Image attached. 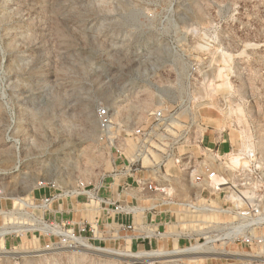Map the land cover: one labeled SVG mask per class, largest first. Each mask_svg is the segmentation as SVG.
Returning a JSON list of instances; mask_svg holds the SVG:
<instances>
[{
    "label": "rangeland",
    "instance_id": "obj_1",
    "mask_svg": "<svg viewBox=\"0 0 264 264\" xmlns=\"http://www.w3.org/2000/svg\"><path fill=\"white\" fill-rule=\"evenodd\" d=\"M250 149L259 220L203 172L232 179ZM109 173L121 201L93 209L78 192ZM136 208L132 248L116 213ZM0 264H264V0H0Z\"/></svg>",
    "mask_w": 264,
    "mask_h": 264
},
{
    "label": "built area",
    "instance_id": "obj_2",
    "mask_svg": "<svg viewBox=\"0 0 264 264\" xmlns=\"http://www.w3.org/2000/svg\"><path fill=\"white\" fill-rule=\"evenodd\" d=\"M151 115L153 119L152 123H155L154 127L161 126L166 121V116L164 115L163 110L153 111ZM97 116L102 131L107 135L113 133L114 122H113V114L110 108L107 106L99 107L97 109ZM134 134L136 135V137H140V139H142V137L145 136V132L142 128H136L134 130ZM118 151L120 152V150ZM139 153H143V151L139 150L138 156H140ZM240 154L250 159V165L246 167L242 166L236 169L235 175L232 177V179L227 180L225 178L226 184L232 185V187L235 189L234 191L239 201L247 200L250 203L238 211V214L241 218H251L257 220L263 219L262 205L259 203H255L256 198L253 197L252 195L248 196L247 194H245V191H249V190L252 191L253 188H255L256 182L259 180V177L263 173V169H259V165L256 160V152L252 150H247ZM181 159L182 158L180 159L177 158L176 161L180 162ZM203 169H204L203 172L205 174V180H207L208 183H210L218 175L216 168H213L209 165H205ZM149 188H152L151 184H149ZM83 190L86 191V188L84 187ZM78 194H83V193L81 191V193ZM48 201H50V199L45 198V202H46L45 205H47ZM67 224H69V222L64 219H62L60 225H57L55 220H51L49 222L50 226L59 228L57 232L59 236L63 238L64 241L75 240L74 238H76L77 234L74 231L66 230L65 227L67 226ZM80 230L84 232L86 230V227L84 226L80 227Z\"/></svg>",
    "mask_w": 264,
    "mask_h": 264
},
{
    "label": "crops",
    "instance_id": "obj_3",
    "mask_svg": "<svg viewBox=\"0 0 264 264\" xmlns=\"http://www.w3.org/2000/svg\"><path fill=\"white\" fill-rule=\"evenodd\" d=\"M135 156L137 157V155ZM188 174L191 175L190 171H188ZM122 180L123 178L120 175L118 176V175L109 173L103 178L100 184L101 189L105 188L107 190L105 194L101 193L100 192L101 190L99 192H91L90 190L88 191L86 190V191H82V193H87L89 195V198H90L89 205L93 209L98 208L99 205L101 206V204L106 201V199L104 198H107L109 200H113L116 202L121 201V197H120L121 194L119 193V191L122 186ZM163 203L167 204L171 202L163 201ZM46 208H50V204ZM142 210L143 208H136L131 211L128 209V210L118 211L116 213L117 222L123 228L122 231H124L123 239L125 240V245L129 244L131 245L132 248L134 247V245L138 246L139 242H141L144 237L142 236L143 235L142 232L144 228H142L141 226L139 227L136 226L135 222L137 221L135 219V214H134V212H141ZM132 225L134 226L133 229L129 227ZM78 229L79 228L77 227V230Z\"/></svg>",
    "mask_w": 264,
    "mask_h": 264
},
{
    "label": "bare ground",
    "instance_id": "obj_4",
    "mask_svg": "<svg viewBox=\"0 0 264 264\" xmlns=\"http://www.w3.org/2000/svg\"><path fill=\"white\" fill-rule=\"evenodd\" d=\"M251 150V149H250ZM253 150V149H252ZM137 156H138V154H136ZM139 155H144V153H139ZM243 158L245 157V156H242ZM245 159H246V157H245ZM242 158H239V157H234L233 159H232V161L235 163V164H238L239 165V163H242ZM244 163H245V161H244ZM237 165V166H238ZM244 167V166H243ZM190 173H191V175H192V177H193V175H194V169L192 170L191 168H190ZM218 176V175H217ZM215 177L210 183L212 184V187L214 188V191H218V190H221V189H223L224 187H220V185H222V184H226V181H224V177ZM226 180V179H225ZM224 182V183H223ZM82 191H84V190H82ZM81 191H79L78 193H80ZM13 199H15L16 200V202H18V203H22V199L23 198H20V197H16V198H13ZM190 204V203H189ZM28 205V204H27ZM49 205V204H48ZM48 205H44L43 207H47ZM190 205H192V204H190ZM194 207V206H193ZM224 211V210H223ZM51 227V226H50ZM48 229H50V228H48ZM54 229V228H53ZM56 230L54 229V232H55ZM53 232V231H52ZM56 233V232H55ZM80 236H84V235H80ZM84 237H86V236H84ZM79 238V236L77 235L76 236V239H78ZM75 239V238H74ZM202 248V246H200V245H194V246H192V247H190V248H184V250H187V251H192V252H194V251H197V250H199V249H201ZM109 252L111 251V253H117L118 255H123V256H135L136 258H140V259H150L151 257H160V256H163V255H168V254H172V253H178V252H165V251H163V252H161V251H157V250H144V251H138V252H136V253H125V252H122V251H118V250H113V249H107ZM208 250V249H207ZM210 250H211V248H210ZM118 251V252H117ZM191 252V253H192ZM201 252H202V250H201ZM186 253V252H185ZM200 253V252H199ZM194 254H195V252H194Z\"/></svg>",
    "mask_w": 264,
    "mask_h": 264
}]
</instances>
